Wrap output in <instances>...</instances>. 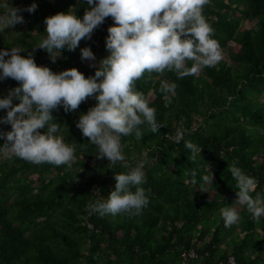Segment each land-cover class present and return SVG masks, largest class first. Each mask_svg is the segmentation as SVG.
Listing matches in <instances>:
<instances>
[{"label":"trees","instance_id":"16d2710c","mask_svg":"<svg viewBox=\"0 0 264 264\" xmlns=\"http://www.w3.org/2000/svg\"><path fill=\"white\" fill-rule=\"evenodd\" d=\"M35 2V12L21 13L22 23L6 24L12 31L0 38V49L19 46L25 51L21 55L33 53L38 66L54 72L76 67L86 77L94 75L90 61L81 60L80 48L91 46L97 63L106 57L112 17L91 39L82 38L74 51L62 50L53 62L45 50L33 48L46 35L45 17L71 9L82 18L89 5L87 0ZM32 3L6 0L0 16L11 6ZM203 14L225 55L197 74L178 78L166 70L145 73L137 81L136 89L148 96L162 126L159 132L141 126L139 139L134 133L123 136L126 162L98 158L97 147L76 127L80 114L98 103L92 97L75 111L52 110L60 134L77 147L78 159L70 169L14 155L1 159L0 152V264H230V259L264 264V216L256 220L246 207L235 205L238 189L230 171L235 163L256 177L252 195L264 197V0H211ZM164 80L177 84L170 102L160 90ZM19 83L10 77L0 81V97ZM6 111L0 110V117ZM181 126V141L165 137L175 136ZM0 130H11V125L0 124ZM5 140L0 137V145ZM187 140L203 148V158L192 160ZM139 160L146 161L142 186L148 205L139 213L116 216L91 212L88 205L114 189V174L128 172ZM207 163L215 189L201 187ZM225 204L241 214L231 226L221 215ZM190 252L195 257L187 256Z\"/></svg>","mask_w":264,"mask_h":264},{"label":"clouds","instance_id":"9594fccd","mask_svg":"<svg viewBox=\"0 0 264 264\" xmlns=\"http://www.w3.org/2000/svg\"><path fill=\"white\" fill-rule=\"evenodd\" d=\"M210 2L87 0L89 7L82 18L71 9L45 17L46 35L33 48L45 50L53 62L61 57L62 50L74 51L82 38L91 39L105 18L112 17L114 24L108 27L105 37L109 52L106 57L97 63L91 46L80 48L81 60L87 59L89 66L96 69L94 75L87 77L76 67L54 72L48 66H38L33 53L23 56L20 53L25 51L19 46L0 49V81L10 77L20 82L0 97V110H7L6 115L0 117V124L11 125V130H0V137L6 138L0 152L9 158L14 155L34 164L48 162L70 169L78 159L77 147L60 134L61 124L56 122L52 110L62 106L65 112L75 111L92 97L98 103L80 114L76 127L97 147L98 158L107 157L110 164L126 162L122 137L134 133L139 139L143 135L141 126L152 132H159L162 126L148 96L136 89L137 81L145 73L163 74L166 70L182 78L222 60V48L213 35L215 29L203 14L204 6ZM37 8L35 0L23 8L11 6L0 16V25L22 23L21 13H33ZM188 60L193 62L191 66L187 65ZM176 87L175 81L161 83L160 90L168 96L169 102ZM184 132L182 126L178 127L174 139L181 141ZM184 145L190 150L192 160L202 157L203 148L199 145L191 140L184 141ZM145 163L139 160L128 172L114 174V189L106 199L91 202L90 211L101 216L141 212L149 203L142 186L146 179ZM230 171L238 189L235 205L246 207L253 218L259 220L264 216V197L259 193L252 195L257 178L235 163ZM214 179V172L207 163L201 187L214 188ZM233 204H225L221 209L225 226L241 219L239 209Z\"/></svg>","mask_w":264,"mask_h":264},{"label":"rangeland","instance_id":"374dc122","mask_svg":"<svg viewBox=\"0 0 264 264\" xmlns=\"http://www.w3.org/2000/svg\"><path fill=\"white\" fill-rule=\"evenodd\" d=\"M11 1L17 2L19 0H11ZM0 5H2L3 7H7L6 6V0H0ZM245 25L248 26L247 23H245ZM9 31L11 32L12 29L11 28H8L6 26V24H3L2 26H0V38H8V32ZM230 45L232 46V44H230ZM223 55H225V54H223ZM5 157H6V155L3 152H1V159L5 158Z\"/></svg>","mask_w":264,"mask_h":264},{"label":"built area","instance_id":"2783aa9c","mask_svg":"<svg viewBox=\"0 0 264 264\" xmlns=\"http://www.w3.org/2000/svg\"><path fill=\"white\" fill-rule=\"evenodd\" d=\"M165 137H167V138L170 139V140L176 141V140L174 139V136H173V137H169L168 135H165ZM183 256H184V254H183ZM187 256H189L190 258L195 257V255H194L193 252H190ZM229 262H230V264H233V260H232V259H230Z\"/></svg>","mask_w":264,"mask_h":264}]
</instances>
